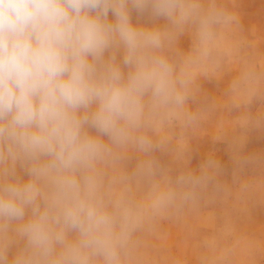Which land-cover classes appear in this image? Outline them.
<instances>
[{"label":"clouds","instance_id":"clouds-1","mask_svg":"<svg viewBox=\"0 0 264 264\" xmlns=\"http://www.w3.org/2000/svg\"><path fill=\"white\" fill-rule=\"evenodd\" d=\"M225 18L212 0H0V264H126L128 153L152 172L151 130L187 99L169 53Z\"/></svg>","mask_w":264,"mask_h":264},{"label":"crops","instance_id":"crops-1","mask_svg":"<svg viewBox=\"0 0 264 264\" xmlns=\"http://www.w3.org/2000/svg\"><path fill=\"white\" fill-rule=\"evenodd\" d=\"M212 2L218 9L222 2L228 3L227 8L220 9L226 18L214 27L213 38L206 45L199 43L192 29L177 37L169 54L176 60L177 71L189 80L187 99L182 109L157 121L151 131L156 142L172 138L176 143L174 151L186 166L193 165L196 154L198 169L207 172L211 181H218L224 166L239 168L245 164V152L258 149L249 142L252 115L249 106L264 93V0ZM129 160L126 169L132 175L131 194L142 206L140 215H150L137 228L151 229L154 223L163 224L166 210L150 209L146 196L168 181L173 164L165 166V172L151 190L134 193L132 188L139 186L142 177L128 166ZM190 173L187 176L196 178L195 170ZM261 182L264 184V179ZM227 211L236 213L230 207ZM218 212L219 206L207 207L198 213L196 225L202 230L216 228ZM177 223L178 220L164 223L168 241L165 249L182 254L183 230L175 227Z\"/></svg>","mask_w":264,"mask_h":264},{"label":"rangeland","instance_id":"rangeland-1","mask_svg":"<svg viewBox=\"0 0 264 264\" xmlns=\"http://www.w3.org/2000/svg\"><path fill=\"white\" fill-rule=\"evenodd\" d=\"M218 7L224 10L228 3L222 2ZM213 89L215 91V86ZM249 107L252 113L249 142L258 149L245 152L243 166H224L218 181H211L207 172L198 169L196 154L193 165L186 166L175 153L176 143L172 138L161 142L153 139L156 147L150 157L152 172L140 173L142 180L132 191L151 190L165 172V166L173 164L168 181L159 184L146 196V205L150 209L166 210L167 216L163 224L154 223L151 229H136L126 264H264V184L261 182L264 179V147H261L264 144V93ZM150 134L152 136V131ZM128 159V166L137 173L138 166L149 158L133 151ZM193 170L200 183L194 189L181 186L179 178L186 177ZM189 191L193 194L185 196ZM162 193L175 195L153 208L152 201ZM133 199L138 202L136 197ZM211 206L220 207L216 228L202 230L196 225V217ZM227 207L234 208L236 213L229 214ZM149 218L150 215H140V223ZM174 220H178L175 227L183 230L182 254L165 249L168 241L164 236V223Z\"/></svg>","mask_w":264,"mask_h":264}]
</instances>
